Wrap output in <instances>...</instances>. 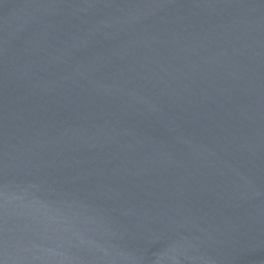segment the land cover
I'll return each instance as SVG.
<instances>
[{"label": "water", "instance_id": "water-1", "mask_svg": "<svg viewBox=\"0 0 264 264\" xmlns=\"http://www.w3.org/2000/svg\"><path fill=\"white\" fill-rule=\"evenodd\" d=\"M0 264H264V0H0Z\"/></svg>", "mask_w": 264, "mask_h": 264}]
</instances>
